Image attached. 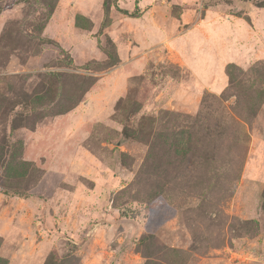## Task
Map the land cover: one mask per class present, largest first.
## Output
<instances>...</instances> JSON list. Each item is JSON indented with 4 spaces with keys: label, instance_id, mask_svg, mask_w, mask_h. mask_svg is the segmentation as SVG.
<instances>
[{
    "label": "rangeland",
    "instance_id": "374dc122",
    "mask_svg": "<svg viewBox=\"0 0 264 264\" xmlns=\"http://www.w3.org/2000/svg\"><path fill=\"white\" fill-rule=\"evenodd\" d=\"M0 264H264V0H0Z\"/></svg>",
    "mask_w": 264,
    "mask_h": 264
},
{
    "label": "trees",
    "instance_id": "16d2710c",
    "mask_svg": "<svg viewBox=\"0 0 264 264\" xmlns=\"http://www.w3.org/2000/svg\"><path fill=\"white\" fill-rule=\"evenodd\" d=\"M124 14L133 15L134 12H128L127 10L122 11Z\"/></svg>",
    "mask_w": 264,
    "mask_h": 264
}]
</instances>
